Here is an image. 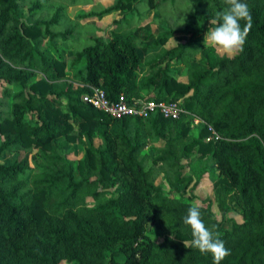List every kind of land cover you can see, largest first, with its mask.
I'll return each mask as SVG.
<instances>
[{
  "label": "trees",
  "instance_id": "1",
  "mask_svg": "<svg viewBox=\"0 0 264 264\" xmlns=\"http://www.w3.org/2000/svg\"><path fill=\"white\" fill-rule=\"evenodd\" d=\"M58 1L0 0V264H213L183 223L194 205L184 194L213 168L220 216L197 207L230 249L221 264H264V0H244L252 27L233 57L203 43L224 0H197L183 26L164 21L158 34H141L154 0H116L75 22L68 5L80 0ZM126 10L106 37L95 26L70 58L61 51L81 20ZM179 35L189 39L168 48ZM92 87L184 113L116 119L83 101ZM233 212L240 220L222 229Z\"/></svg>",
  "mask_w": 264,
  "mask_h": 264
},
{
  "label": "rangeland",
  "instance_id": "2",
  "mask_svg": "<svg viewBox=\"0 0 264 264\" xmlns=\"http://www.w3.org/2000/svg\"><path fill=\"white\" fill-rule=\"evenodd\" d=\"M55 4H58L59 1L58 0H52ZM79 1V0H78ZM143 0H136L137 2H142ZM197 0H154V3L157 5L159 4V9L158 11H154V10H148L147 11V20L144 21L143 26H142V32L141 34L145 33L146 28L149 26L150 27V31L151 32H155L156 34H158V32L161 31V29L159 28V23L167 21L171 24V26H178L181 27L185 24L187 17H188V13H189V9L192 6V4L194 2H196ZM85 3V0H80L79 3H77L74 6H69L68 7V15L69 17L75 22L77 20V16L83 12H90L91 10H95V9H99L100 7H110L113 6L116 3V0H92V3L90 4H81ZM65 2H63L62 4H65ZM139 11H137V17L134 20V24L136 23H140L144 17V12H146V10L148 8H146V5L142 4V5H138ZM28 7H26L25 10H27ZM142 15L141 17H138ZM45 15H50V13L48 11H45ZM132 15V11L131 10H126L124 11V13L120 14V13H114L110 16L104 17L103 19H97V18H88V19H83L80 21V23L82 24V26L86 27V29H82L79 30V33H81L80 35H74V37L72 39H70L67 43L68 45H60V49L62 52L65 53L67 58H70L73 53L77 50V49H82L85 45V43L83 41H78L76 43L72 42L74 41V39L79 38V36L83 35L84 32H91L92 30H95V26L97 28H99V31H95V33L97 35L100 36H104L106 37V30L112 29L113 27H115V20L120 19L122 16L130 18ZM146 17V16H145ZM144 17V18H145ZM187 28H190V25H187ZM92 27V28H91ZM133 28H136V26H132ZM91 30H87L90 29ZM211 30V29H210ZM210 30H206V32L204 33L203 36V43H207L210 44L207 39H206V34L208 31ZM189 39V36L187 35H179L173 39L170 40V42L168 43L167 47L168 48H173L177 45L178 42L180 41H186ZM216 48V47H215ZM217 52L221 55V56H227V57H233L236 54H226L224 53L222 50L216 48ZM51 54L53 56H56L55 52L53 50H50ZM140 53L145 56V52L140 51ZM69 76H71V74L69 73ZM180 80H186V78H184L183 76H180ZM40 77H38L39 79ZM194 125H196L194 123ZM101 142L100 140L96 141V145H99ZM163 142L160 141H155L152 146L148 147L145 152H148L150 150H156L157 148H160L163 146ZM22 153V152H21ZM16 159V154H9L5 157L4 159V163L6 164H10L11 162H13ZM219 175V172L217 170V168H213L209 174H207L202 181L196 186L194 192L192 193V196L194 197L193 199H190L191 195L189 193L184 194V198L185 199H189L193 202V204L195 206H201L204 203H207L208 206H210V208L212 209V211L214 212L215 215L220 216L218 208H217V204L215 202V193H214V182L217 180ZM159 184H162L163 187L165 188L166 191L169 190V186L164 182V179L162 177H160V179L158 180ZM181 194L178 195V197ZM240 220V216L237 213H230L227 220L225 221L222 229L226 230V229H231L232 227V220Z\"/></svg>",
  "mask_w": 264,
  "mask_h": 264
},
{
  "label": "clouds",
  "instance_id": "3",
  "mask_svg": "<svg viewBox=\"0 0 264 264\" xmlns=\"http://www.w3.org/2000/svg\"><path fill=\"white\" fill-rule=\"evenodd\" d=\"M224 3L227 7L217 11L215 18L210 21L215 26L207 32L206 39L212 46L232 55L243 51L252 27V16L244 0H224ZM241 21L245 22L243 27ZM183 223L191 228L192 247L201 254H211L213 264H221L231 254L214 230L215 226L206 225L199 207L190 206Z\"/></svg>",
  "mask_w": 264,
  "mask_h": 264
},
{
  "label": "built area",
  "instance_id": "4",
  "mask_svg": "<svg viewBox=\"0 0 264 264\" xmlns=\"http://www.w3.org/2000/svg\"><path fill=\"white\" fill-rule=\"evenodd\" d=\"M83 101L96 109L105 111L116 119L125 117H142L148 118L152 114L160 113L165 118L177 120L184 113L179 102H157L154 100L129 103L127 98L122 95L116 101H110L104 90L100 88H91V93L83 96ZM201 121L195 118L194 123L197 125ZM220 137L214 132L213 136L206 141L219 139Z\"/></svg>",
  "mask_w": 264,
  "mask_h": 264
}]
</instances>
